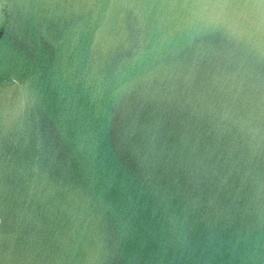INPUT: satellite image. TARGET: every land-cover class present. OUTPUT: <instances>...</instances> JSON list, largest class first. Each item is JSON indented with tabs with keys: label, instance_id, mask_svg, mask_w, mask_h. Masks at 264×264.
<instances>
[{
	"label": "water",
	"instance_id": "obj_1",
	"mask_svg": "<svg viewBox=\"0 0 264 264\" xmlns=\"http://www.w3.org/2000/svg\"><path fill=\"white\" fill-rule=\"evenodd\" d=\"M0 264H264V0H0Z\"/></svg>",
	"mask_w": 264,
	"mask_h": 264
}]
</instances>
